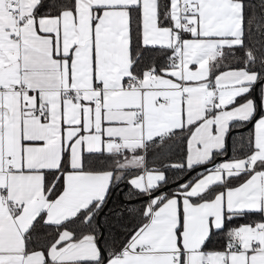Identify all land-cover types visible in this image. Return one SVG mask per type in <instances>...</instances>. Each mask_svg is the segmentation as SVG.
I'll use <instances>...</instances> for the list:
<instances>
[{
	"label": "snow or ice",
	"instance_id": "1",
	"mask_svg": "<svg viewBox=\"0 0 264 264\" xmlns=\"http://www.w3.org/2000/svg\"><path fill=\"white\" fill-rule=\"evenodd\" d=\"M0 264H264V0H0Z\"/></svg>",
	"mask_w": 264,
	"mask_h": 264
}]
</instances>
